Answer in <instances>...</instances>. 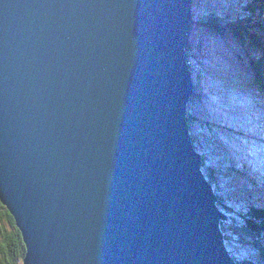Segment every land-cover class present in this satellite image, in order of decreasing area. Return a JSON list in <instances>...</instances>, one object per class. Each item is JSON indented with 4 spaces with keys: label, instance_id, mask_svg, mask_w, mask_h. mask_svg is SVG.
Listing matches in <instances>:
<instances>
[{
    "label": "water",
    "instance_id": "95a60500",
    "mask_svg": "<svg viewBox=\"0 0 264 264\" xmlns=\"http://www.w3.org/2000/svg\"><path fill=\"white\" fill-rule=\"evenodd\" d=\"M194 0H0V202L22 264H237L186 115Z\"/></svg>",
    "mask_w": 264,
    "mask_h": 264
},
{
    "label": "rangeland",
    "instance_id": "374dc122",
    "mask_svg": "<svg viewBox=\"0 0 264 264\" xmlns=\"http://www.w3.org/2000/svg\"><path fill=\"white\" fill-rule=\"evenodd\" d=\"M242 2L243 0H194L191 5V17L194 18L195 22L193 21L191 27L190 40L192 39V41L189 40L190 42L188 45L191 46V49L187 52V56L186 49L184 52L185 60H187L186 57L190 58L188 59L189 62L186 61V64L190 63L193 68H195L197 64L198 66L196 65V69L200 73V78L203 80L202 83L204 85L206 84L209 89H213L210 95L215 98L218 106L222 109L223 115H227L225 119L228 120V118H230V121L226 120L228 125L234 126L238 122V130H241L244 119H234V117H229L226 113L227 109L235 111V108H238V106L232 104L237 100V102L241 104H243L242 100L244 99L250 100L249 102L253 105L252 111L254 113H252L257 115L258 118L264 119V95L261 94V91L256 87V80L252 70V61L253 59H257L261 51L249 44L248 39H251L250 37H245V39H243L245 42H240V39L234 36L228 29L229 22L239 18L244 25L253 27L248 29V31L255 36L256 40L260 41L256 43H264V34L259 32L257 26L258 22H260V24L264 23V8H258L261 3L256 2L254 8L257 9L255 11V18L245 20V11L243 10L245 7L241 5ZM245 4L248 6V0H245ZM262 5L264 6V4ZM214 14L223 17V19L218 17V28H213L208 25V20L213 18ZM208 16L210 18L207 20ZM251 20H253L252 24ZM260 30L263 31V29ZM204 78H206V80H204ZM197 84L195 89L198 90L200 87L201 90H204V87H201L198 81ZM201 94L202 92L198 97L194 96L190 98V105L186 118L189 113L194 119L191 125H189V131L191 139L194 137L195 144H197L198 149L195 150V152L202 154L204 158L201 164L203 171H201L206 180L211 177L210 174L212 173L217 181L212 187L217 198L216 205L218 209L223 212L226 217L229 213H232V216L237 218L236 222L238 223L234 225H232L231 220L230 222L227 220L221 222L220 228L222 234H224L227 250L237 264H264V250L261 255L258 248L260 245L264 244V238L262 239L263 244L255 245L254 248L251 242L245 237V234L241 233L242 230L238 227L241 219L243 221L244 218H249L242 217V214L247 212L251 214V211L254 212V210L260 208V205L256 206L255 203L251 205L247 201V203L245 201L244 203L239 202L241 199L237 195L247 198L250 196L248 194L249 192L256 195V197L264 198V191H256V189L253 188L254 185H258L260 179H254V173L251 170L248 171V169H250L249 166L242 165L243 160L237 153L230 151L229 144L226 147L217 138V135L219 137V134H217L218 131L223 128L217 123L214 129L215 122L207 116H204L203 111L197 108L198 103L202 101ZM229 94L232 98H237L233 99L232 103L229 101L231 99L229 98ZM193 99L194 101L192 102ZM243 108L246 109L244 106ZM246 111H248V109H246ZM258 122L259 121H257V124ZM206 125H208V129H206ZM249 126L250 128H254L252 125ZM244 128H246V130L248 129L247 127ZM237 133L239 132L235 131L233 132L234 135L231 136L236 139L239 136ZM262 133L258 132V135H262ZM221 135L222 134H220V136ZM221 138L223 139L224 136L222 135ZM241 140L243 143L250 142L254 145H256L255 143L261 142L250 138V136H244V139ZM230 152H232V154H230ZM203 163H206V165H203ZM244 189H247L248 192L246 191L247 193H244ZM229 203H231L232 206H230ZM229 217L230 216L227 217L228 220Z\"/></svg>",
    "mask_w": 264,
    "mask_h": 264
},
{
    "label": "trees",
    "instance_id": "16d2710c",
    "mask_svg": "<svg viewBox=\"0 0 264 264\" xmlns=\"http://www.w3.org/2000/svg\"><path fill=\"white\" fill-rule=\"evenodd\" d=\"M248 2H249L248 6H246L245 0H243L241 4L243 7H245L243 8V10L245 11V15H244V17H246L245 20H249L250 18H255L254 17L256 15L255 11L257 10V9H254L255 3H256L254 2V0H248ZM258 8H261V6ZM209 16L207 17V20L210 18ZM218 17H221V19H223L221 15L216 16L214 14L213 18L208 20V25L213 28H218ZM252 21L253 20H251V24H252ZM257 26H258L259 32L264 34V23L260 24V22H258ZM251 28L253 27L249 25H244L242 20H240L239 18H237L236 20L230 21L228 25V29L231 31V33L234 36L240 39V42L242 41L245 42V40L243 39H245V37L246 38L250 37L251 39H248L249 44L252 47L255 46V49H259L261 51V54H259L258 57L256 56L257 59H253L252 61V70H253L254 77L256 80V87L262 92H264V76H263L264 75V72H263V68H264V45L263 44L264 43H261V44L256 43L260 41L256 40L255 36L251 34V32L248 31V29H251ZM260 29H263V31H261ZM190 49H191V46H187L186 56H187V52H189ZM187 58L188 57H186V59ZM186 119L189 125H191V123L194 121V119L192 118V116H190L189 113ZM206 129H208V125H206ZM192 141L195 143L194 137H192ZM203 165H206V163H203ZM210 176L211 177L208 178V182L213 186L214 183H216L217 181L214 177V174L211 173ZM237 196L241 199L239 200V202L244 203V199L240 195H237ZM246 201H249L250 204H253L250 199ZM229 205L232 206L231 203H229ZM228 216H230L229 221L231 220L232 225H234L235 223L236 224L238 223L236 222L237 218L235 216L233 217L232 213H229ZM242 217H249V218H244L243 221L242 219L240 220L241 222H239L238 227L242 230L241 233L245 234V237L249 240V242H251L254 248H255V245L263 244L262 239L264 238V222H263L264 221V206L257 208L256 210H254V212L251 211V214L250 212L243 213ZM258 248L261 254L262 251L264 250V244L260 245V247ZM25 252H26L25 245L23 243L21 233L16 226L15 220L0 202V264H22L23 258L25 256Z\"/></svg>",
    "mask_w": 264,
    "mask_h": 264
},
{
    "label": "bare ground",
    "instance_id": "6f19581e",
    "mask_svg": "<svg viewBox=\"0 0 264 264\" xmlns=\"http://www.w3.org/2000/svg\"><path fill=\"white\" fill-rule=\"evenodd\" d=\"M262 4H264V3L259 4V7L261 6V8H264V6ZM191 19H192V23H193L194 18L191 17ZM190 41H192V39ZM188 59H190V58H187L186 61H188ZM186 61L184 63H185V66H186V68H187V70L189 72L190 80H191V86H190L191 95H190V98L194 97V96L198 97V95H200V93L202 92V94H201L202 101H201V103H198L197 108H199L201 111H203L204 116H207L208 118L212 119L215 122V123L213 122L214 123V129H215V125L217 123L220 124V127H222L223 129H220L218 131L217 134H219V137L217 135V138L226 147L229 144V147L231 149L230 151H232L233 153H237V155L243 160L242 165L249 166L250 169H248V171L251 170L254 173V179H260V182L258 183V185L254 186L253 188H255L257 190L258 189H263L264 190V164H263L264 160L262 161L263 163L259 160L258 157L261 156V153H258V150L256 149V147H257L261 151L264 152V133H262V132H264V119H261L260 117L258 118L257 115L253 114L254 113L252 111L253 110V105H252V103L249 102L250 100H248V99L242 100L243 104L238 103L237 102L238 100L232 103V100L233 99H237V98L236 97L232 98V96L229 94V98H231L229 101L232 104H235L236 106H238V108L236 107L235 111L227 109L226 113L228 114L229 117H232V118L234 117V119H236V118L244 119L243 120L244 123H243V125H241V130H238V124H239L238 122L234 126L228 125L227 121H230V118H228V120L225 119L226 115L225 116L223 115L222 109L218 106L217 102L215 101V98L210 95V92L213 91V89L212 88L209 89V87L206 86V84L204 85L202 83L203 80H202V78H200V73L196 69V65L197 64L195 65V68H193L192 65H190V63L186 64ZM193 73H194V75H193ZM204 80H206V78H204ZM197 81H198V83L200 84L201 87H204V90L203 89L201 90L200 87H199L198 90L195 89V86L198 85ZM225 99H226V97H225ZM193 101H194V99L192 100V102ZM243 106L246 109H248V111H246V109H244ZM194 108H195V106H194ZM256 113H258V112H256ZM257 121H259L258 124H257ZM232 125H233V123H232ZM249 125H252L256 129L250 128ZM244 127H247L248 129L246 130V128H244ZM214 129H213V131H214ZM235 131L239 132V133H237L239 136L236 139H234L233 136H231V135H234L233 132H235ZM258 132L262 133V135H258ZM220 134H222L224 136L223 139L221 138L222 135L220 136ZM244 136H250V138L255 139V140H259V141H261V143L260 142L255 143L256 145H254V144H252L250 142L243 143L241 139H244ZM197 149H198L197 148V144H195V150H197ZM232 152H230V154H232ZM256 156H257V158H255ZM200 169L202 170V165H200ZM250 174H251V172H250ZM255 184H256V182H255ZM244 199H246V198L244 197ZM220 222H222V221H220ZM220 225H221V223H220ZM223 243H224V246L226 247L227 244H226V241H225V238H224V234H223ZM226 251L230 255V253L227 250V247H226Z\"/></svg>",
    "mask_w": 264,
    "mask_h": 264
},
{
    "label": "snow or ice",
    "instance_id": "6c2138e0",
    "mask_svg": "<svg viewBox=\"0 0 264 264\" xmlns=\"http://www.w3.org/2000/svg\"><path fill=\"white\" fill-rule=\"evenodd\" d=\"M254 2L264 3V0H254Z\"/></svg>",
    "mask_w": 264,
    "mask_h": 264
}]
</instances>
